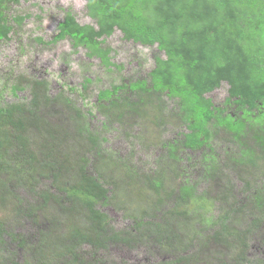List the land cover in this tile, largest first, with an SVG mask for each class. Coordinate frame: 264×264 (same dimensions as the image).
I'll return each mask as SVG.
<instances>
[{"label": "trees", "instance_id": "trees-1", "mask_svg": "<svg viewBox=\"0 0 264 264\" xmlns=\"http://www.w3.org/2000/svg\"><path fill=\"white\" fill-rule=\"evenodd\" d=\"M22 1L0 0V41H9L14 25L26 20L10 13L11 6ZM86 2L87 14L96 26L81 25L67 12L52 43L68 39L74 49L85 48L88 58L101 60L107 68L117 65L111 62L112 50L103 46L118 30L126 41L164 53L165 59H155L149 80L124 79L119 86L97 94L100 108L111 107L110 117L104 112L103 129L117 126L122 131L137 164L150 153L149 163L157 170L141 175L140 168L133 166L132 172L134 181L142 182L140 176L145 177L141 191L152 192L153 200L145 198L141 217L125 215V219H134L135 234L114 230L110 216L102 211L110 206L113 185L103 173L87 168V154L99 137L74 115L80 109L62 91L50 95L46 80L24 83L7 79L0 91V202L5 204L13 195L20 207L22 198L17 190L35 188L45 178L63 196L58 198L48 190L40 198L45 206L62 207L65 218L55 225L61 214L49 216L56 233L38 230L37 241L27 250L26 241L18 240L14 228L7 230L5 220L0 219V264H111L100 259L98 251L109 253L111 247L121 246L134 252L144 244L143 238H153L152 243L160 245L158 252L170 257L158 264H192L200 258L198 252L189 253L197 244L205 252H213L204 258L214 256L213 261L205 264H264V177L256 181L252 175L264 162V0ZM89 84L86 79L82 89ZM222 84L229 87L228 98L218 107L207 95ZM6 91L16 101H6ZM21 92L27 96L20 97ZM163 97L178 103L166 120L181 123L186 132L179 131L158 143L150 138L145 141L148 132L158 130L161 122L147 120L148 108H157L156 100L164 104ZM147 122L153 123L151 129ZM255 125L260 133L252 135ZM220 129L227 134L218 147L215 139ZM157 148L162 150L159 155ZM166 173L170 179L164 177ZM64 176L77 184L63 181ZM174 177L178 184L175 197L166 190ZM219 187L225 188L226 195ZM32 188L30 191H35ZM215 189L220 199L214 197ZM216 199L223 207L213 214ZM35 206L29 202L17 207L14 215L30 217L36 223ZM80 212L87 214L80 216L82 224L71 221ZM175 214L180 215L178 221ZM240 222H245L246 229L235 232L234 224ZM60 229L64 235L58 234ZM192 230L191 238H186ZM7 237L27 252V259L20 261L14 252L6 258Z\"/></svg>", "mask_w": 264, "mask_h": 264}, {"label": "rangeland", "instance_id": "rangeland-1", "mask_svg": "<svg viewBox=\"0 0 264 264\" xmlns=\"http://www.w3.org/2000/svg\"><path fill=\"white\" fill-rule=\"evenodd\" d=\"M86 3V0H24L18 6H11L10 13L12 16L26 17V20L21 25H14L15 27L10 34L11 39L9 41H0V91L7 79H12L13 81L21 79L24 83L29 79H34L35 81L46 80L50 84V95L54 96L59 91H62L64 95L71 98L75 103V107L80 109L79 112H74V115H78L77 119L80 123L89 125V130L92 133H96L99 137H97L98 143L95 148L91 145V150L87 154L89 159L86 163L87 168L92 173L94 171L103 173L113 185L110 186L112 191L109 200L110 206L109 208L102 207V211L110 216L111 226H113L112 228L114 230L117 232H128L132 230L135 234V230H133L135 226L134 219H125V215L141 217L143 214L140 212V208L146 206V202H144L145 198L153 200L154 194L150 191H141V183L145 181V177L140 176L143 179L142 182L140 180L134 181L132 167L138 166L141 175H147L157 170V168L153 162L151 164L149 163L148 156L150 153L148 152L145 154L143 162L136 163V159L130 154L131 148L129 143L124 141L122 131L117 126L111 128V130L103 129V122L105 121L103 118L104 112L107 111L110 117L111 107H106L105 109L100 108L97 101V94L105 89H110L113 85L116 87L119 86L124 79L130 82L149 80L148 74L155 66V59L157 57L165 59V56L156 47L146 48L124 40L123 34L119 30L108 38L103 46L104 48L107 47L112 50L110 55L111 62L117 65V67L107 68L102 64L101 60L88 58L85 48L74 49L71 41L68 39L58 43H52L51 41L58 33L57 26L63 22L67 12H72L81 25L96 26L95 22L87 14ZM40 38L43 39V42L38 41ZM86 79L90 80V84L84 91L82 85ZM18 83L22 84V82ZM228 88L227 84H222L220 89L207 95V97L213 101L215 106L222 107L226 102L225 99L228 98ZM6 92V101H16L9 91ZM19 95L20 97L27 96L24 92H21ZM163 102L164 104H161V102L156 100L157 108L155 105H150L148 108L150 116L147 120L152 122L153 120L158 122L161 120V122L158 130L155 129V132L151 134L148 132L145 141H150V138L153 140V143H158L160 141H167L168 137L174 136L179 131L186 132L185 127L181 123L178 124L166 120L174 112V107L177 108V101L164 98ZM49 108H43L42 110L46 111ZM230 111H232L231 108ZM162 122L166 124L163 125L161 124ZM133 124L135 125L136 123L133 121ZM146 124L151 129L153 123L147 122ZM257 132L260 133L259 127L255 125L252 127L251 134L255 135ZM220 133L215 139V144L218 147L221 145L220 139L227 134L224 129H220ZM100 137H105L107 140L102 141ZM160 151L162 150L157 148L155 153L159 155ZM262 165L257 168V174H252L256 176V181L264 177V162ZM197 168L194 167L192 170L200 177ZM72 176L74 178L73 174ZM242 176H245V173H242ZM164 177L170 179L168 173ZM236 177L238 178L239 174ZM175 178L171 179L170 185L167 183L166 187L168 192H173V197H175L178 190V184ZM62 180L72 186L77 184L73 181L66 180L65 176ZM237 182L241 184L240 181ZM29 188L32 187L27 186L25 192L23 190H17V196L20 195L22 198L20 207L16 197L13 195L6 199L5 204L3 201L0 202V219L5 220L7 230L10 227L12 229L14 228V235L20 238L18 240L26 241V250L29 246L33 245V241H37L38 230L54 235L56 233L55 225L58 224L57 220L62 222L64 220L63 218H65L64 213H61L63 210L62 207L53 205L52 203L45 206L43 199L40 198L48 190L58 198H62L63 193L53 185L51 180L45 178L42 181L40 180L37 186L32 188L35 190L33 192ZM220 188L223 194L226 195L225 188ZM215 191L217 192H215L214 197L220 199L219 190L215 189ZM36 196L37 199H35ZM162 197L165 198V193L162 194ZM217 199L213 206V214H218L221 211L220 207H223ZM29 202L36 205V221H38L36 223L30 217L25 218L24 215H14L17 207L19 209L23 208ZM232 202L233 200L229 204ZM190 209H194V206H191ZM226 209L230 210L229 207H226ZM55 214L61 215L56 219L55 225L53 226L51 224L52 221L49 222L48 220H50L49 216L53 217ZM81 215L87 214L85 212H80L79 215L75 214L71 221L75 220V223L82 224L81 220L83 218L80 217ZM179 218L180 215L175 214V220L178 221ZM144 226L147 227L149 225L145 224ZM234 226L236 227L235 232L246 229L245 222L235 223ZM197 229H200V227L198 226ZM205 229L209 231L210 228L206 227ZM192 232L193 230L188 232L186 238L190 239L191 235L189 233L193 234ZM58 234L64 235V229H60ZM152 239H141L144 244H141L134 252H129L121 246H113L110 248L109 253L98 251V256L105 262L108 260L111 264L113 262L117 264H122V262H125V264H140L145 262L158 264L159 262L170 260L168 255L158 252L160 245L158 243H152ZM8 240L9 245L5 247L4 252L6 258H8L10 252H14L18 253V257L16 258L20 261L27 259V252L17 247V242H10L9 238ZM85 250L89 251L88 248ZM204 250V247L197 244L196 250L189 251L190 254L193 252L200 253V258L193 261L192 264H205V262L213 261L214 256L204 259L213 253L212 251L205 252ZM219 253H221V249ZM233 254L231 249L229 255L232 256ZM90 259L89 256L87 260ZM171 259H175V257H171ZM59 264L64 263L60 262Z\"/></svg>", "mask_w": 264, "mask_h": 264}]
</instances>
